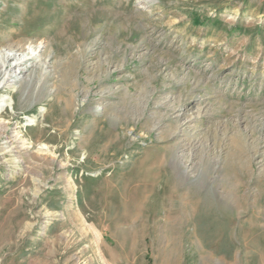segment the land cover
<instances>
[{
	"label": "rangeland",
	"instance_id": "rangeland-1",
	"mask_svg": "<svg viewBox=\"0 0 264 264\" xmlns=\"http://www.w3.org/2000/svg\"><path fill=\"white\" fill-rule=\"evenodd\" d=\"M38 45L0 264H264V0H0V51Z\"/></svg>",
	"mask_w": 264,
	"mask_h": 264
},
{
	"label": "bare ground",
	"instance_id": "bare-ground-1",
	"mask_svg": "<svg viewBox=\"0 0 264 264\" xmlns=\"http://www.w3.org/2000/svg\"><path fill=\"white\" fill-rule=\"evenodd\" d=\"M39 52L40 45L28 46L24 51H0V86L16 84L24 71L23 63L29 59L37 60Z\"/></svg>",
	"mask_w": 264,
	"mask_h": 264
}]
</instances>
